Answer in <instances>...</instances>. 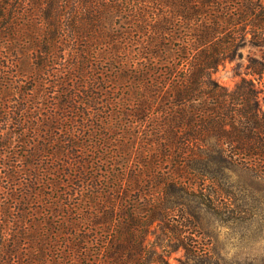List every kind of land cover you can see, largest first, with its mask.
Here are the masks:
<instances>
[{"label": "trees", "instance_id": "16d2710c", "mask_svg": "<svg viewBox=\"0 0 264 264\" xmlns=\"http://www.w3.org/2000/svg\"><path fill=\"white\" fill-rule=\"evenodd\" d=\"M247 45L264 0H0V264H229L200 221L264 178V55L215 78Z\"/></svg>", "mask_w": 264, "mask_h": 264}, {"label": "rangeland", "instance_id": "374dc122", "mask_svg": "<svg viewBox=\"0 0 264 264\" xmlns=\"http://www.w3.org/2000/svg\"><path fill=\"white\" fill-rule=\"evenodd\" d=\"M243 57L226 64L215 74L223 85L234 88L245 76L249 57L261 58L264 49L247 45L242 49ZM240 74V75H237ZM264 78L261 84L264 89ZM264 106V90L260 96ZM223 198L218 208L202 211L201 230L209 249L229 264L264 263V178L242 168L228 171L226 189L219 192ZM183 251L169 254V264H179Z\"/></svg>", "mask_w": 264, "mask_h": 264}]
</instances>
